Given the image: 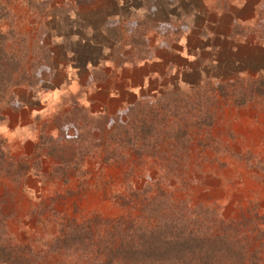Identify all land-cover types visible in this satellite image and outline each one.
Listing matches in <instances>:
<instances>
[{"label": "rangeland", "instance_id": "obj_1", "mask_svg": "<svg viewBox=\"0 0 264 264\" xmlns=\"http://www.w3.org/2000/svg\"><path fill=\"white\" fill-rule=\"evenodd\" d=\"M118 3L121 60L188 39L200 74L111 116L67 102L35 146L0 134V264H264V0ZM40 10L0 0V118L50 82Z\"/></svg>", "mask_w": 264, "mask_h": 264}, {"label": "crops", "instance_id": "obj_2", "mask_svg": "<svg viewBox=\"0 0 264 264\" xmlns=\"http://www.w3.org/2000/svg\"><path fill=\"white\" fill-rule=\"evenodd\" d=\"M32 1L41 8L37 28L47 31L52 73L48 85L25 94L19 108L4 117L0 123L4 137L27 139V144L35 146L37 125L49 113L72 106L67 102L74 101L92 116H111L132 107L145 94L160 91L170 77L183 81L186 75L200 74L196 62L204 49L188 39L150 59L136 62L129 54L123 55L127 60H121L116 32L106 24L116 15L109 12V4L118 9V0ZM193 36L200 38L199 34Z\"/></svg>", "mask_w": 264, "mask_h": 264}, {"label": "trees", "instance_id": "obj_3", "mask_svg": "<svg viewBox=\"0 0 264 264\" xmlns=\"http://www.w3.org/2000/svg\"><path fill=\"white\" fill-rule=\"evenodd\" d=\"M3 121V118H0V123ZM168 253H169V251H166V250H164L163 252H159V255H163V256H168ZM169 254H171V253H169ZM134 255H135V253H134ZM148 257V260L152 263V260H154L155 258H154V253H152V254H150L149 256H147ZM170 257H171V255H170ZM172 258V257H171ZM150 264V263H149ZM152 264H154V263H152ZM162 264V263H161ZM175 264V263H174Z\"/></svg>", "mask_w": 264, "mask_h": 264}]
</instances>
